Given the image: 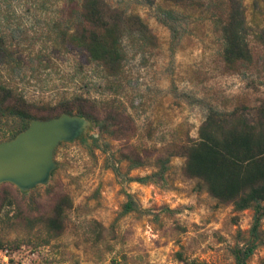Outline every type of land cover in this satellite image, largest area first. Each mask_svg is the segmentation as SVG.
I'll list each match as a JSON object with an SVG mask.
<instances>
[{"label":"rangeland","instance_id":"374dc122","mask_svg":"<svg viewBox=\"0 0 264 264\" xmlns=\"http://www.w3.org/2000/svg\"><path fill=\"white\" fill-rule=\"evenodd\" d=\"M100 1L121 30L115 73L70 43L81 0H0V85L33 112L80 97L100 126L113 112L119 123L106 131L90 119L87 139L61 143L46 185L25 194L0 186V197L14 199L0 201V264L3 253L7 264H233L253 210L235 211L186 177L179 150L196 141L210 110L251 119L264 104V0ZM236 6L251 60L228 64L220 24ZM63 197L71 207L59 236L28 224ZM260 224L248 264H264V216Z\"/></svg>","mask_w":264,"mask_h":264},{"label":"trees","instance_id":"16d2710c","mask_svg":"<svg viewBox=\"0 0 264 264\" xmlns=\"http://www.w3.org/2000/svg\"><path fill=\"white\" fill-rule=\"evenodd\" d=\"M80 7L81 23L79 30L70 35V43L90 61L101 64L110 73L117 72L123 60L121 30L117 22L104 17L100 0H81ZM129 23L143 25L138 17H132ZM220 33L226 63L251 60L239 6L233 8L220 24ZM29 107L23 96H15L9 88L0 85V121L2 118L18 120L15 130L0 125V141L13 138L33 119H49L61 113L85 116L92 119L98 129L105 127L106 131L119 126L115 112L108 114V120H103L107 123L105 126H100L98 118L91 114L90 106L80 97L58 103L53 111L33 112ZM179 152L185 157L183 174L196 179L211 197L221 204H231L235 211L253 210L248 239L231 250L233 264H248L261 241L260 221L264 216V104L256 109L251 119L236 111L222 114L210 110L198 129L196 141L181 146ZM139 181L144 182L145 178ZM2 192L1 205H12L14 199L6 190ZM70 207L68 197H63L48 213L27 219V222L29 225L42 223L50 235L59 236L64 230L65 211ZM130 209L131 205L125 204V211ZM183 264L205 263L183 261Z\"/></svg>","mask_w":264,"mask_h":264},{"label":"water","instance_id":"95a60500","mask_svg":"<svg viewBox=\"0 0 264 264\" xmlns=\"http://www.w3.org/2000/svg\"><path fill=\"white\" fill-rule=\"evenodd\" d=\"M93 127L85 116L68 113L31 120L13 138L0 141V186L11 184L25 194L46 185L56 167L55 149L87 139Z\"/></svg>","mask_w":264,"mask_h":264},{"label":"built area","instance_id":"2783aa9c","mask_svg":"<svg viewBox=\"0 0 264 264\" xmlns=\"http://www.w3.org/2000/svg\"><path fill=\"white\" fill-rule=\"evenodd\" d=\"M7 264L8 263V260H7V257H6V254L5 253H3L2 254V264Z\"/></svg>","mask_w":264,"mask_h":264}]
</instances>
